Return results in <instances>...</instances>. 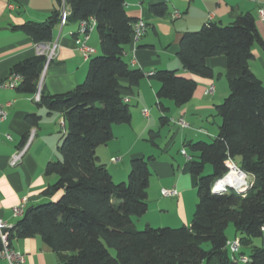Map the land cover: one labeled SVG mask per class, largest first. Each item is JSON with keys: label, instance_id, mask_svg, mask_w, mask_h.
<instances>
[{"label": "trees", "instance_id": "trees-1", "mask_svg": "<svg viewBox=\"0 0 264 264\" xmlns=\"http://www.w3.org/2000/svg\"><path fill=\"white\" fill-rule=\"evenodd\" d=\"M63 1L69 10L66 23L94 22L99 52L89 56L85 80L72 91L53 95L40 90L36 106L63 119L58 157L44 169L55 181L42 192L43 197L57 198L26 208L7 230L9 246L14 240L40 238L56 254L57 264H264V86L249 66L253 46L264 48V43L255 18L240 14L227 25L207 22L181 35L177 56L186 72L211 79L206 61L225 58L228 96L215 106L217 135L209 143L186 144L193 156L184 169L197 179L190 225L137 230L132 219L148 209V161L132 159L127 181L116 184L96 155L112 140L113 126L130 122L124 90L132 91L146 77L124 58L137 19L127 15L125 0ZM55 2L57 8L44 23L27 22L14 29L37 45L51 43L61 0ZM149 12L163 18L168 8L157 3ZM44 63L43 55H35L11 68L10 73L21 78L18 92H36ZM150 77L159 84L156 106L163 114V100L181 107L196 89L193 79L174 70H159ZM26 121L36 126L39 117L28 115ZM166 121L160 118L162 124ZM227 159L253 179L244 196L233 190L212 193L213 183L227 172ZM206 165L211 167L208 175L203 174ZM229 225L240 242L235 258L246 257L245 262L233 260L226 247ZM256 238L263 239L262 246L253 245ZM204 243L208 250L202 248Z\"/></svg>", "mask_w": 264, "mask_h": 264}, {"label": "crops", "instance_id": "crops-1", "mask_svg": "<svg viewBox=\"0 0 264 264\" xmlns=\"http://www.w3.org/2000/svg\"><path fill=\"white\" fill-rule=\"evenodd\" d=\"M157 3H164L168 8V14L163 18L149 12V6ZM263 3L264 0H125L127 15L143 20L146 30L139 42L126 47L124 58L131 67L145 72L146 77L132 91L124 90L131 111L130 122L113 126L112 140L99 147L96 155L114 182L126 179L132 159L144 158L148 161L152 171L147 190L148 209L140 219H132L135 229L190 225L197 203V179L184 168L193 153L190 151L188 155L185 152L186 160L176 165L169 160L172 158L161 159V156H167L171 142L178 138L175 134L169 137L170 126L179 128L172 120L182 118L189 126L180 132L179 140L185 148L189 142H206L207 135H213L211 139L215 137L218 130L209 134L204 126L221 97L228 92L227 84L221 82L226 70L225 58L206 61L213 72L211 79L200 78L182 69L177 56L181 35L195 32L207 22L227 25L237 15L250 13L264 43V23L258 17L259 5ZM56 8L55 0H0V82L9 76L15 64L37 55L38 45L14 27L27 22L44 23ZM175 12L180 14V18H172ZM77 30L78 24L73 22L54 28L53 40L48 45L55 44V53L42 78L43 92L63 94L85 80L89 60L79 50ZM87 45L95 53L99 52L95 30L90 32ZM252 54L250 69L264 86V48L255 44ZM159 70H174L196 82L193 96L184 106L176 107L169 100L162 101L167 109L165 114L156 106L159 84L147 75ZM210 85L214 87L212 95L206 93ZM219 94L221 97L217 100ZM32 96L16 89L0 90V106L7 113V119L0 123V220L11 227L19 219L13 216L14 207L24 203L26 209L57 198L43 197L42 192L55 181L54 176L44 175V169L49 161L58 157L57 147L62 140L58 126L63 119L57 113H48L45 108L37 107ZM143 111L147 112V116L143 115ZM32 114L39 117L36 126L26 121V117ZM162 116L167 119L164 124L160 122ZM31 130L34 137L27 152L19 165L11 167L10 156L23 145ZM6 135L11 137L10 141L6 140ZM163 139L166 142L161 148ZM162 189H174L177 195L162 197ZM253 245L262 246L263 239H254ZM10 247L23 254L28 264H57L56 254L40 238L14 240ZM0 264L7 262L0 258Z\"/></svg>", "mask_w": 264, "mask_h": 264}, {"label": "built area", "instance_id": "built-area-1", "mask_svg": "<svg viewBox=\"0 0 264 264\" xmlns=\"http://www.w3.org/2000/svg\"><path fill=\"white\" fill-rule=\"evenodd\" d=\"M253 2L254 0H246ZM69 16V10L65 6V3L63 0H61L60 4V12H59V25H65L67 18ZM258 17L261 22L264 23V3L259 5L258 8ZM173 19L180 18V14L178 12H175L172 15ZM95 24L93 21L90 22H81L78 26L77 30V42L79 45V50L81 51L83 57L85 59H88L89 56L95 53V50L92 49L87 45V41L89 39V34L91 31L94 30ZM146 30V24L143 20L139 19L137 20L133 25V33H132V40L131 43H137L141 40ZM55 44L51 45H38L37 47V55H43L45 57V63L37 84L36 92L33 94L32 99L37 102L40 98V90L42 85V78L44 75V72L46 68L48 67L50 61L52 60L54 56L55 51ZM148 76L154 75V72L147 73ZM21 83V78L19 75L10 73L9 76L4 80L0 82V90H14L17 87H19ZM214 92L213 85H210L206 91L208 95H212ZM125 102H128V99H125ZM143 115L147 116V112L143 111ZM7 119V113L3 109L2 106H0V123L5 121ZM172 123L177 124L178 127L181 129L188 128V124L182 119H176L172 120ZM61 128H63V121L60 123ZM6 140L10 141L11 137L9 135H6ZM34 137V131L31 130L28 132L25 142L21 147H19L9 158V165L11 167H16L19 165L27 152L31 141ZM181 153L184 156H187L185 151H181ZM189 160V158H188ZM225 165L227 167V172L224 174L220 179L216 180L213 183V186H217V181H220V185L218 187L221 189L219 192L221 194L226 193L228 190H233L236 193L240 194L241 196H244L246 192L251 188L253 184V179L242 172L236 163L232 161L231 159H227L225 161ZM212 186V189H213ZM162 197H174L177 195V192L174 189H162L161 190ZM25 210L24 203L16 206L13 208V216L16 218H20L23 215V212ZM11 226H8L4 222L0 220V241L2 243V250L0 251V258L4 259L7 264H28L26 261V258L23 254L20 252H17L13 250L8 242H7V230H9ZM261 232L264 235V226L261 228ZM226 247L228 248L229 252L232 255L233 260H238L240 262H245L246 257H237L235 258V255L238 253L240 249V242L238 239H233L232 241H228L226 243Z\"/></svg>", "mask_w": 264, "mask_h": 264}, {"label": "rangeland", "instance_id": "rangeland-1", "mask_svg": "<svg viewBox=\"0 0 264 264\" xmlns=\"http://www.w3.org/2000/svg\"><path fill=\"white\" fill-rule=\"evenodd\" d=\"M223 72V71H222ZM221 82H225L226 83V80H225V72L222 74V77H221ZM219 88H220V86H219ZM228 89V88H227ZM228 96V92H227V95H225V97H221L220 96V94H219V96L217 97V100H219L220 99V97L222 98V100L221 101H219V103H217V104H221V102H223V100L226 98ZM219 98V99H218ZM164 101H168V100H164ZM207 114H209V113H207ZM213 115H216V110H215V108L213 109V111H212V115L211 116H209L208 117V123H207V125L206 126H204L205 128V131L207 132V133H211V132H217V130H218V125L220 124V118L219 117H217V116H214L213 117ZM59 127V134L60 135H62L63 134V130L62 129H60V126H58ZM189 128V127H188ZM170 130H171V133H169L170 135H169V137L170 136H172L173 134H175L176 135V137H178V138H175V140H174V142L172 141L171 142V144H170V148H169V151H168V153L166 154L167 156H165V154H163L162 156H161V159L164 157V159L166 158V157H169V158H172V160L171 159H169L174 165H176V163L177 162H179L180 164H183V162L186 160V158H187V156H184L182 153H181V151L183 150V151H185L188 155H190L191 153H190V150L188 149V148H185V147H183L182 146V142L179 140V138H180V132H181V130H183V129H181L180 127L179 128H177V127H173V126H170ZM200 132H202V133H205L204 131H200ZM213 135H207V136H205V139H206V142H210V140H211V137H212ZM164 138H165V136H164ZM169 139V138H168ZM166 141H164V139H163V141L162 142H160V147L161 148H163V146H164V143H165ZM61 143H62V140L60 141V144H59V146L61 145ZM150 168V167H149ZM151 170V169H150ZM152 172V171H151ZM211 173V167L209 166V165H206V167H205V169H204V172H203V174L204 175H208V174H210ZM128 174H129V172H128ZM128 174H127V176H126V179L125 180H123V181H117V182H115L116 184H118V183H121V182H126L127 181V179H128ZM154 177V173H153V176H152V178ZM154 183V180L152 181V184ZM196 193V192H195ZM197 195V194H196ZM141 218V217H140ZM140 218H136V219H140ZM140 229H138V230H142L143 228H144V226L143 227H139ZM151 228H163V227H151ZM226 236H227V238H228V240L229 241H232L233 239V237H234V227H233V225H229V227L226 229ZM202 248L204 249V250H208L209 248H210V246H209V244L208 243H204V244H202Z\"/></svg>", "mask_w": 264, "mask_h": 264}, {"label": "clouds", "instance_id": "clouds-1", "mask_svg": "<svg viewBox=\"0 0 264 264\" xmlns=\"http://www.w3.org/2000/svg\"><path fill=\"white\" fill-rule=\"evenodd\" d=\"M185 151H186V150H185ZM220 183H221L220 181H217V186H213V189H212L213 193H215V192L221 190V189L218 187V185H219Z\"/></svg>", "mask_w": 264, "mask_h": 264}, {"label": "water", "instance_id": "water-1", "mask_svg": "<svg viewBox=\"0 0 264 264\" xmlns=\"http://www.w3.org/2000/svg\"><path fill=\"white\" fill-rule=\"evenodd\" d=\"M212 193H213V191H212ZM213 194H221L219 191H217V192H215V193H213ZM224 194V193H223Z\"/></svg>", "mask_w": 264, "mask_h": 264}, {"label": "bare ground", "instance_id": "bare-ground-1", "mask_svg": "<svg viewBox=\"0 0 264 264\" xmlns=\"http://www.w3.org/2000/svg\"><path fill=\"white\" fill-rule=\"evenodd\" d=\"M220 185V184H219Z\"/></svg>", "mask_w": 264, "mask_h": 264}]
</instances>
